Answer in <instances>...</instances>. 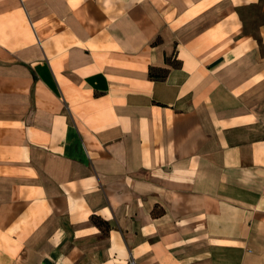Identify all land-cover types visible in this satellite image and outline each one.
Instances as JSON below:
<instances>
[{
    "label": "crops",
    "instance_id": "1",
    "mask_svg": "<svg viewBox=\"0 0 264 264\" xmlns=\"http://www.w3.org/2000/svg\"><path fill=\"white\" fill-rule=\"evenodd\" d=\"M130 259L264 264V0H0V264Z\"/></svg>",
    "mask_w": 264,
    "mask_h": 264
},
{
    "label": "trees",
    "instance_id": "2",
    "mask_svg": "<svg viewBox=\"0 0 264 264\" xmlns=\"http://www.w3.org/2000/svg\"><path fill=\"white\" fill-rule=\"evenodd\" d=\"M149 77L153 78V79H163V78H165V75L163 73L155 74V73H153V70L150 69ZM97 224H99V222H97Z\"/></svg>",
    "mask_w": 264,
    "mask_h": 264
},
{
    "label": "built area",
    "instance_id": "3",
    "mask_svg": "<svg viewBox=\"0 0 264 264\" xmlns=\"http://www.w3.org/2000/svg\"><path fill=\"white\" fill-rule=\"evenodd\" d=\"M127 264H135L133 259H130Z\"/></svg>",
    "mask_w": 264,
    "mask_h": 264
}]
</instances>
